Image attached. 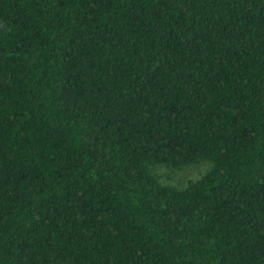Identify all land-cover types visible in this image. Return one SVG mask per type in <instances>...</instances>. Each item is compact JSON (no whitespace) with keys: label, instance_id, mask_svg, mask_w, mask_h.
<instances>
[{"label":"trees","instance_id":"trees-1","mask_svg":"<svg viewBox=\"0 0 264 264\" xmlns=\"http://www.w3.org/2000/svg\"><path fill=\"white\" fill-rule=\"evenodd\" d=\"M0 264H264V0H0Z\"/></svg>","mask_w":264,"mask_h":264},{"label":"rangeland","instance_id":"rangeland-1","mask_svg":"<svg viewBox=\"0 0 264 264\" xmlns=\"http://www.w3.org/2000/svg\"><path fill=\"white\" fill-rule=\"evenodd\" d=\"M205 167L206 165L202 163L197 166H189L182 169L172 170L162 165H156L152 168V172L162 182L181 186L187 180L194 179L199 176Z\"/></svg>","mask_w":264,"mask_h":264}]
</instances>
